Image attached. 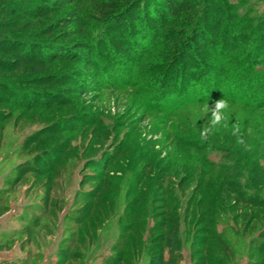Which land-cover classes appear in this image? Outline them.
<instances>
[{
  "label": "rangeland",
  "instance_id": "1",
  "mask_svg": "<svg viewBox=\"0 0 264 264\" xmlns=\"http://www.w3.org/2000/svg\"><path fill=\"white\" fill-rule=\"evenodd\" d=\"M202 1L0 0V47L22 51L0 54V264H105L122 235L134 264L152 247L154 264H264V205L248 201L264 199V111L228 104L212 127L209 69L245 40L252 71L230 75L264 89L249 80L264 44L241 22L264 21V0Z\"/></svg>",
  "mask_w": 264,
  "mask_h": 264
},
{
  "label": "trees",
  "instance_id": "2",
  "mask_svg": "<svg viewBox=\"0 0 264 264\" xmlns=\"http://www.w3.org/2000/svg\"><path fill=\"white\" fill-rule=\"evenodd\" d=\"M143 0H141L142 2ZM220 2L222 0H203L202 3L205 4V10L203 9L204 13L206 14L211 6V2ZM219 8V7H218ZM220 13L219 14H224L225 12V8L223 9V7H220ZM27 14V13H25ZM24 14V15H25ZM26 17L28 15H25ZM30 16H28L27 18H29ZM25 18V19H27ZM237 17H233V16H228V22L235 20ZM244 17L239 18V23L241 20H243ZM261 20L259 19H249L248 21H241L242 23H247L246 27L244 28L245 31H248L251 34L255 35V40L254 43L252 44V47L256 48V51L260 49V47L262 48L263 44H264V27H262V29H259L257 26L254 27L253 24L257 23L258 25H263L264 26V21L260 22ZM17 21H13L10 22V24H12L13 28H19V23ZM206 22V21H204ZM208 24V21L206 22ZM220 23V22H219ZM236 24V23H235ZM11 26V27H12ZM15 32V31H14ZM225 36V35H224ZM222 37V39H227L228 35H226L225 37ZM179 38H176V40H178ZM221 41V40H220ZM234 41V40H233ZM241 44H237L236 46L233 47V49H229L226 50L227 52H229L227 54V52H224L223 54L221 53V56L223 57L221 61H216L215 65L218 67H212L210 66L209 69L211 70H216L217 68L219 69L218 74L215 75V79H216V88L217 93L215 95V97H213L211 100L214 99V101L218 102L219 100L224 99L228 104L234 105V106H240L243 108H247L249 112L251 113H257V112H262L264 111V89L258 88L256 89L257 91H254L255 94L252 93V90L250 89H245L242 88L239 85V82L236 81V79L233 78V76H231V73H236L237 69L235 70L234 67L235 65L242 66V71L241 72H246L248 69H252L251 65L249 64L248 68H243V66L245 64H247L248 62V58H251L254 56H251L250 54L253 53L252 50L248 49L247 47L244 46L245 40H240ZM217 43H210V46L212 47H216ZM16 46H18V43L15 44V48ZM215 50L213 49L212 52H214ZM22 51H20V49H13L10 48L9 46H5V47H0V54H14V53H18L21 54ZM257 56V55H256ZM259 58V57H258ZM206 59L209 60V56H206ZM24 62L26 60H23ZM45 61V60H43ZM262 62L264 63V59L262 60ZM253 65L255 63H252ZM229 65H232L233 67H229ZM229 67V69H225L224 67ZM237 68V67H236ZM208 71V72H210ZM252 71V70H251ZM214 78H206L205 83L202 82L201 86H208L209 83H211V79L213 80ZM248 78V77H247ZM262 80V83L264 85V69L263 71H259V72H255L252 74V76L249 77V80L254 81V80ZM204 81V80H203ZM259 83V82H258ZM261 84V82H260ZM249 92V95H244L243 93ZM191 93H187L184 95V101L188 104H191L194 102V99L190 97ZM253 95H255V97H253ZM262 98V100L260 102H256L258 98ZM209 96L202 98V103L205 104L207 102H210L211 100H208ZM246 125H248V123L246 122ZM261 138L262 135L260 134ZM261 138H260V142L258 144H262L263 142H261ZM230 155H233V153H235L236 147L235 148H231L230 147ZM58 164L53 168V169H57ZM52 169V170H53ZM95 194H97L95 192ZM141 198H139L138 200L136 199V204L138 206H140V201ZM248 201L252 204H258V202H260L262 205H264V199L259 200L258 197H249ZM202 204L203 201H199L198 204ZM140 208V207H138ZM136 210H134V212L132 213H122L121 215H119V223L120 225L123 223L125 224L126 227V231L128 232H134L135 228H137L138 225L135 224L133 218H135L137 216V213L135 212ZM135 213V214H134ZM203 214H206V212H204ZM209 217V216H207ZM132 218V219H131ZM207 222L209 224L212 223V219H206ZM201 221H199V219H197V221L195 222V226L194 227H198ZM160 227L164 226V222H159L158 223ZM201 230H207L206 228H202ZM208 232V231H206ZM205 232V233H206ZM209 233V232H208ZM121 235V234H120ZM209 235L211 236L212 240L215 241H220V236L214 234V233H209ZM131 236V235H130ZM164 235L161 234L159 235V237H163ZM219 237V239H217ZM130 237H128V239H125L124 236L122 235V238H118L117 242L115 244V248H113V251L115 252L114 254H111V258H108L106 260L105 264H134L135 259L138 257L137 253H138V249L135 247L131 248L132 244L134 243L135 246L136 244H138V241H136V238L133 236L131 239H129ZM209 241H207L205 247H203L202 249L199 250V252L201 254H205L208 253V251H218L216 245H212V243H208ZM222 243V241H221ZM133 244V246H134ZM131 246V247H130ZM155 248L152 247L149 251L150 253V264H154L155 261L159 258V254L155 253L156 251L154 250ZM73 251V250H72ZM133 252V253H132ZM132 253V254H131ZM81 253L79 251H75L74 253L70 252L68 253L69 257H73L74 259H76L77 257H81L82 255H80ZM160 258L162 259L163 257L160 256ZM73 264H75V262H73Z\"/></svg>",
  "mask_w": 264,
  "mask_h": 264
},
{
  "label": "clouds",
  "instance_id": "3",
  "mask_svg": "<svg viewBox=\"0 0 264 264\" xmlns=\"http://www.w3.org/2000/svg\"><path fill=\"white\" fill-rule=\"evenodd\" d=\"M229 109L228 103L222 99L215 103L214 109H211V120L210 124L212 127H215L217 125L223 126V124L227 120V110ZM240 143H243V141H239Z\"/></svg>",
  "mask_w": 264,
  "mask_h": 264
}]
</instances>
